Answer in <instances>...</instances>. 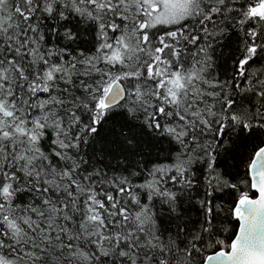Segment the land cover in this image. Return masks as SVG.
Returning a JSON list of instances; mask_svg holds the SVG:
<instances>
[{
	"label": "snow or ice",
	"instance_id": "6c2138e0",
	"mask_svg": "<svg viewBox=\"0 0 264 264\" xmlns=\"http://www.w3.org/2000/svg\"><path fill=\"white\" fill-rule=\"evenodd\" d=\"M0 264H264V0H0Z\"/></svg>",
	"mask_w": 264,
	"mask_h": 264
}]
</instances>
